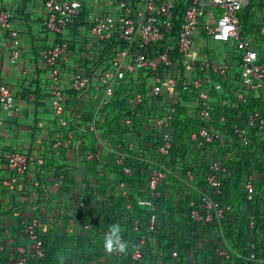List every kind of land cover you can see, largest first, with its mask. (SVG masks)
<instances>
[{"label": "built area", "instance_id": "1", "mask_svg": "<svg viewBox=\"0 0 264 264\" xmlns=\"http://www.w3.org/2000/svg\"><path fill=\"white\" fill-rule=\"evenodd\" d=\"M134 1L139 9L135 13L134 8L129 6L126 0L119 1L118 8L122 15L120 21L107 13L88 15L87 23L91 34L108 47L113 42H122L125 53L120 61H111L110 67L102 71L96 81L93 74L84 68L78 67L75 70L71 82V90L76 95L75 100L83 107H92L95 116L93 121L87 111L73 104L72 115L77 118L74 121L82 125L88 121L91 123L92 132L101 133L97 129L96 116L98 118L102 114L103 117L106 116V109L118 100L117 87L127 85L130 93L126 98V109L122 113L124 126L134 129L136 122L133 116L151 121L155 137L154 142L148 146L155 155L165 161L173 150L174 130L180 118L188 121L214 118L211 94L215 89L218 93L217 100L225 96V104L228 109H233L234 115H227L224 111L219 113L218 129L209 126L190 131L189 144H196L202 148L221 140L225 141V128L232 123V131L239 145L253 152L262 151L264 105L257 102L264 101V25L254 31L243 29L241 16L249 6L250 0H186L185 3L181 0ZM45 10L46 29L57 41L52 47L43 50L41 57L51 79L54 116L62 119L69 113V104L61 76V63L68 64L72 55L70 42L65 38V33L69 26L80 18L81 10L72 2L57 0H46ZM0 21L3 26L11 27L8 13H3ZM177 22L180 23L178 29ZM12 37L14 45L19 47L18 33L12 32ZM210 41L225 45L233 43L232 53L237 58L236 63L208 56L206 44ZM151 50L160 51V54L152 58ZM20 54V49L14 50L10 54V61L15 63ZM138 72H144L150 83L136 84ZM215 76L219 82H215ZM181 93L190 99L187 102L183 101ZM158 102H163L164 106H156ZM0 103L8 110L13 108L12 92L7 85L0 86ZM253 103H257L256 108L250 106ZM179 104L186 110L183 115L177 110ZM75 131L74 128L67 133L68 143L76 142L82 145L86 139V132H83L78 142ZM61 144L63 143L58 141L54 147L58 148ZM116 148L118 153L116 165L121 167L128 178L134 174L128 160L148 161L143 156L147 154L149 148L136 152L133 144H126L122 140L116 143ZM107 150V146L102 144L98 150L88 152L86 159L105 164ZM6 160L13 183L28 173L30 163L24 153L16 149L10 150ZM228 172V168L220 161L212 164L210 171L207 172L206 182L214 189V194L221 193L220 174ZM169 173V169L159 162L149 175L148 188L143 190L145 197L140 205L152 212L150 231L154 230L157 221L154 200L161 197L159 189L168 179ZM194 179V175L189 173V181L193 183ZM255 180V175L249 176L245 187L249 200H253L257 194ZM120 187L127 196L126 184L121 183ZM127 207L131 208V205L128 204ZM204 209L205 214L194 213L197 222L212 221L215 213L218 218L223 215L219 206L209 199H204ZM38 225L37 220L27 223L24 231L36 242L35 256L44 259L46 255L36 233ZM251 227H254L253 222ZM255 249L253 244L249 260L251 264H261L262 261L257 257ZM17 252L20 255L18 264H27V251L19 248ZM219 255L227 256V251L220 249ZM173 256L178 257V254L174 253ZM135 257L139 258L140 253L138 252Z\"/></svg>", "mask_w": 264, "mask_h": 264}, {"label": "crops", "instance_id": "2", "mask_svg": "<svg viewBox=\"0 0 264 264\" xmlns=\"http://www.w3.org/2000/svg\"><path fill=\"white\" fill-rule=\"evenodd\" d=\"M57 1L72 2L81 10L80 18L65 33L72 55L68 64L61 63V76L69 104V113L62 119L54 116L51 79L41 57L42 51L57 41L46 29V0H0V18L3 13H8L11 25L7 28L0 21V86L7 85L11 89L13 103L10 110L0 103V259L2 255L14 258L19 248H24L27 254L37 259L36 242L24 231L25 224L35 220L39 221L36 233L45 240L46 250L56 252L53 264H65L75 249L65 241L67 237H85L89 246L94 235L85 213L88 204L83 197L88 183L102 181L105 165L98 167L85 162L84 146L93 151L97 144L102 143L108 148V159H115L118 157L116 143L120 140L133 144L136 152L144 151L149 148L150 143L147 141L155 132L151 121L133 116L136 122L133 130L125 126L126 131L120 136L115 135L112 143L103 142L105 137L99 132H92L90 122L82 125L74 121L77 118L72 115L73 104L87 111L93 121L95 116L92 107H83L75 100L76 95L71 90L75 70L78 67L84 68L93 74L96 81L102 71L110 67L111 61H120L125 53L122 42H113L109 47L99 42L90 32L87 17L91 13H107L120 21L122 15L118 4L121 0ZM126 1L134 8V13L139 10L134 0ZM250 1L247 29L254 28L250 30L254 31L264 25V0ZM12 32L18 33L19 47L14 45ZM201 35L204 36L203 33ZM210 43L214 42L210 41L206 48L209 50L207 55L212 58L226 60L234 49L233 43H214L220 49L216 52L212 50L213 46L209 47ZM17 49L21 51L20 57L12 63L10 54ZM135 81L142 85L150 83L144 72H138ZM126 86L117 87L118 98ZM158 105L162 107L164 103L158 102ZM108 111H105L104 117L103 114L99 118L96 116L97 125L106 121ZM118 113L113 114V117ZM74 128L78 142L83 132H86L82 145L68 143L67 133ZM58 141L63 144L55 148ZM13 149L27 155L30 163L28 173L20 176L16 183L11 181L12 174L6 160L8 152ZM114 179L113 175L107 184H114ZM102 191L110 195V186L103 187ZM117 194L128 197L121 187Z\"/></svg>", "mask_w": 264, "mask_h": 264}, {"label": "trees", "instance_id": "3", "mask_svg": "<svg viewBox=\"0 0 264 264\" xmlns=\"http://www.w3.org/2000/svg\"><path fill=\"white\" fill-rule=\"evenodd\" d=\"M250 7L251 5L241 16L245 31L254 29H247ZM179 26L180 23L177 22V29ZM158 54L160 51L151 50L150 56L155 58ZM236 61L233 53L227 56L228 63ZM214 80L219 82L216 76ZM129 93L127 87L122 88L117 102L106 109H110L108 118L105 117L106 121L97 125V129L101 130L105 137L103 142L112 143L115 135L120 136L126 131L122 113L126 109ZM211 95L214 102V118L200 121L180 118L174 130L173 150L169 158L164 161L149 148L144 157L149 162L128 160L134 169L131 178L126 177L121 167L116 165L117 157H107L105 164L98 161L89 162L86 159V154L96 151L102 143L97 144L93 151L84 146L85 162L98 167L105 165L102 181L88 183L83 197L84 202L88 204L85 213L89 217L90 231L94 239L90 240L87 246L85 237H67L65 241L75 249L65 264H251L249 257L253 244L257 257L262 261L261 264H264V148L262 151L253 152L239 145L232 131V123L225 128V141L221 140L202 148L196 144L190 145L188 141L192 130L209 126L220 128L217 118L219 113L224 111L227 115H234L233 109H228L225 104V96L217 100L218 93L215 89ZM181 98L185 102L190 99L183 93ZM257 103L264 105V101ZM180 104L177 110L183 115L186 110ZM256 104L250 106L256 108ZM117 111L119 113L113 117ZM154 137L155 134L147 142L153 143ZM188 157H192L191 163L187 161ZM149 159L153 160V163ZM215 161H220L229 170L227 174H220V194H214V189L206 182L207 172ZM159 162L170 169L171 174L169 173L168 179L159 189L161 197L154 200L157 221L154 230L150 231L152 212L141 207L140 202L145 197L143 190L148 188L149 175ZM182 162L185 163L181 168ZM189 173L194 175L196 187L195 180L193 183L189 181ZM110 174L115 176L114 184H107ZM251 175L256 176L257 194L253 200L248 199L245 191ZM121 183L126 184L128 197L117 194ZM109 186L110 195L102 191L103 187ZM204 199L212 200L219 206L223 211L221 218L215 213L212 221L197 222L194 219L195 212L206 213ZM128 204L131 208L127 207ZM114 226L119 229V244L124 247L123 251L115 244L111 251L105 248V241ZM38 239L46 256L44 259H34L27 254V264H53L56 252L50 253L46 250L45 240L39 235ZM220 249L226 250L227 256H220ZM138 252L140 257L136 258ZM174 253H177L178 257H174ZM14 254V258L2 255L1 263L18 264L20 255L18 252Z\"/></svg>", "mask_w": 264, "mask_h": 264}, {"label": "clouds", "instance_id": "4", "mask_svg": "<svg viewBox=\"0 0 264 264\" xmlns=\"http://www.w3.org/2000/svg\"><path fill=\"white\" fill-rule=\"evenodd\" d=\"M114 244L119 247L120 251L124 250V247L119 244V229L116 226L111 229V233L105 241V248L111 251L113 249Z\"/></svg>", "mask_w": 264, "mask_h": 264}, {"label": "rangeland", "instance_id": "5", "mask_svg": "<svg viewBox=\"0 0 264 264\" xmlns=\"http://www.w3.org/2000/svg\"><path fill=\"white\" fill-rule=\"evenodd\" d=\"M255 0H252V2H254ZM211 46H213V51H216V52H218V51H220V49L219 48H217V47H215V45H214V43H210V45H209V47H211ZM217 59L218 60H224V58H218L217 57ZM190 158H192V157H188L187 159V161L189 162V163H191V159ZM210 160H211V158H209ZM150 160V159H149ZM151 162L153 161V160H150ZM149 162V161H148ZM153 163V162H152ZM185 162H182V163H180V167L182 168L183 167V164H184ZM162 166L163 167H165V168H167L163 163H162ZM169 172H170V169H169ZM171 174V173H170ZM110 177H111V179H112V177H113V175H111L110 174ZM202 177L204 178V175H202ZM185 178V177H184ZM169 179L171 180L172 178L171 177H169ZM195 180V179H194ZM173 181V180H172ZM195 183H194V185H195V187H196V180L194 181Z\"/></svg>", "mask_w": 264, "mask_h": 264}]
</instances>
